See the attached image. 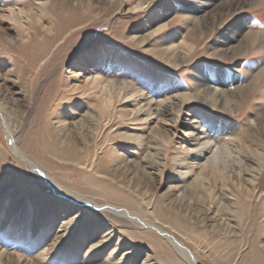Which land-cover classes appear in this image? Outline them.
<instances>
[{
  "label": "rangeland",
  "instance_id": "rangeland-1",
  "mask_svg": "<svg viewBox=\"0 0 264 264\" xmlns=\"http://www.w3.org/2000/svg\"><path fill=\"white\" fill-rule=\"evenodd\" d=\"M186 1H0V104L17 146L63 185L171 232L201 264H264V50L255 46L236 60L217 59L211 46L225 26L239 21L237 14L227 2L219 5L196 45L187 38L195 26L182 13ZM141 4L142 12L130 13ZM241 11L246 28L239 47L247 32L264 33V0ZM201 69L212 79L225 72L235 81L228 90L236 110L168 100L193 92ZM146 102L152 110L145 116L137 111ZM257 116L260 129L242 152L238 144L224 149L217 139L195 160L208 130H195L194 117H216L244 135ZM51 131L66 145L89 149L86 164L54 157L47 147L54 142ZM135 136L144 137L142 146ZM149 140L162 157L156 170L146 159ZM11 144L0 113V264H142L147 255L156 264H187L157 230L65 200ZM67 206L74 210L65 213ZM79 216L70 231L62 224ZM107 230L108 244L92 251ZM43 250L52 258L45 260Z\"/></svg>",
  "mask_w": 264,
  "mask_h": 264
},
{
  "label": "bare ground",
  "instance_id": "bare-ground-1",
  "mask_svg": "<svg viewBox=\"0 0 264 264\" xmlns=\"http://www.w3.org/2000/svg\"><path fill=\"white\" fill-rule=\"evenodd\" d=\"M0 1H1V3H2V1L4 2V0H0ZM5 1L7 2L8 0H5ZM9 1H11V0H9ZM262 1L263 0H187L185 3L187 6L183 7L182 13H183V15H185L184 16L185 21L187 23H189V25L194 24V26H195L194 29H192L193 32L189 36L187 35L188 40H193V42L196 45L201 44L204 35L201 36L203 34V31H201L200 27H207L208 26L207 21H208L209 16L210 15L212 16V11H214L222 3L227 2L224 4L228 5L229 9L231 11H234L235 14H237L236 20H239V21H237V23L234 22V24L231 26L227 25L224 27L223 31H225V32H221L219 37L215 40L214 45L211 46V50L214 51L213 56L217 57V59H220V60H224V58L226 60H236V59H238V57L242 56V54L246 50L248 51L249 49H251L255 46H259L262 50H264V33L254 32V31L253 32H247L244 35L243 44L240 47L236 46V42L238 43L240 41L241 34L244 31V28H246V24H244L241 21L243 18V15H242L243 12L241 10L246 8V7H250V8L255 7L256 8ZM6 2H4V3H6ZM17 3L18 2L13 3V6H16ZM1 6H3V5H1ZM11 8H13V7H11ZM144 8H145L144 5H142V4L138 5L132 10V12L130 11V13L131 14H138V13L142 12L144 10ZM12 13H14L13 10H12ZM216 20H218V18ZM213 22L215 23V25H217L215 21H213ZM217 28H220V27L217 26ZM196 30H199V34H197ZM239 44H241V43L239 42ZM188 46L190 47L189 44H188ZM0 47H3V46L0 45ZM180 49L181 48L179 46H177L176 51L174 50L175 53H177V52L180 53L179 52ZM192 51H193V49L191 48V52ZM180 54H182V53H180ZM177 58L178 59L176 60V64L174 66L175 69L182 67L184 60H186V55L183 56L182 58H179V57H177ZM200 71L201 72H199V74L196 77V82H195L193 92H191L190 94H182V93L176 92L175 97H173L172 99L170 98L168 100L169 101L171 100L172 102H173V100H176L179 102L181 101L183 103L193 101V102H197V104L202 106L204 109H208V110L211 109V110L217 111L219 109H222V110H226L228 112H233L234 110H236L238 108V105L236 104L235 98L230 95V92L228 90V87L231 86L232 83H235V81L233 79L229 80L228 75L225 72H218L215 76V79H212L214 77H212L213 73H211V71H208V72L202 71V69ZM73 74L74 73H72L71 75H73ZM213 84L219 85L221 88L219 90H216L215 87L213 86ZM127 87H129L130 90H132V88H133V86H131V85H129ZM243 92H246V91L243 90ZM157 96H159V95H157ZM150 104H151V102L150 103L146 102V104L144 105V108L149 107L148 110L145 111L144 108H142V109L139 108V110L137 109L138 110L137 112L142 113L144 111L143 115H145V116L148 115V113L152 110L150 108ZM4 111L5 110L2 108V106L0 104V113L2 115V118L4 120V124L6 127V135L8 137V140L12 143L11 145L13 147V149H12L13 154L19 160L24 162V164L30 170H32V172H34L35 174H38L36 176H40V178L44 182H46V184L52 190H54L58 194L63 195V198L65 200H77L81 203H85L86 205L90 206L94 210L103 211V214H105V215L111 214L117 218H124L127 221H129L133 224H137L138 226H141L143 228H146V227L153 228V229L157 230L158 233L171 244V246L176 250L175 252H177L182 257V259H184L186 261L187 264H201L199 262V260L194 256L193 252L183 242H181L173 234H171V232L165 230L164 228L157 226L155 223L147 221L146 219L141 217L139 214H136V213H134V212H132L126 208L119 207L116 205L104 206V205L97 204L94 201L88 199L87 197L80 195L79 193L73 191L70 187L63 185L59 181V179H57L54 176V174L48 168L44 167L38 160L31 157L27 152H25V150H23L17 146L16 141H15V133L12 130L9 122H7V117H9L10 114H9V112L5 114ZM103 115L104 114H100V117L98 118V122H102L101 117ZM206 122L210 123V125L206 124ZM191 123L193 124V128H195V130H201V134L203 132H205V129L208 130L205 137L200 136V139H203L204 143H202V144L198 143V146L202 145V148L200 147L201 148L200 151L197 152V157L195 160H199L203 156V154H207L208 150L211 148L210 145L212 143H215V146H216L217 139H221L222 143L227 144V145H225L224 149L230 150L231 149L229 147L230 144H238L237 147H239L238 148L239 151L238 150L237 151L239 153H240V151L242 152V150L244 149V146H246L249 142L254 141V139L256 137V132H254V131H256L257 128L260 129V124H261L260 119L257 116L255 118V126L252 124H249V126L246 129L247 133H245L244 135L243 134L239 135V133H237L236 128L234 126H230V124L225 123V122H220L219 120H217L216 117L209 118V120L204 119L203 121H199V120L195 119V117H194L193 120L191 121ZM206 127H208V128H206ZM52 133H54V132L51 131V134ZM52 136L54 137L55 135L52 134ZM126 138L128 141L134 140V137H132V136L126 135ZM143 138H144L143 136H137L135 138V139H137V143H139V145H138L139 147L144 144ZM164 142H165L164 143L165 145H162V147L163 146L166 147V145L169 144L166 141H164ZM148 143L150 146L147 147L146 149H147L149 155H148V157H146V159L153 162L152 166L156 170V168L159 165H161V159L160 158H162V157H161V154L159 152L160 149H158L159 147L158 148L153 147L154 141L149 140ZM145 144H147V143L145 142ZM47 147L52 148L54 150V153H53L54 157H58L60 160H64L67 162L76 163L77 165H80V166L86 164V162L88 161V157L90 155L89 149H86V150H84V152H82V150H80L74 146L72 147V146H69V144L66 145L65 142H62V141L60 142V139L57 137H54V142L47 144ZM195 147H197V145ZM197 149H198V147H197ZM216 149L219 151L223 150L220 147H217ZM167 150H169V147H167ZM153 151H155V152L153 153ZM182 162H183V160L179 161V163H180L179 167L183 168L184 164H182ZM202 183H204V182H202ZM203 185H205V183ZM58 202H60L63 205L65 204L64 203L65 201H58ZM43 209H44V207L39 208V211H43ZM46 210L49 211L50 209L47 207ZM72 210H74L73 207L67 206L65 208V213L71 212ZM79 218H80V216L75 217V219H69V221H67V222L65 221L62 224L67 225V230L70 231L73 225L78 224ZM65 229H66V227H65ZM111 234H112L111 231L107 230L106 233L102 237L103 238L102 241L100 243H98L97 245L93 246L91 248V250L97 251L99 249H102L105 245L108 244V242L110 240V237L108 238V236H110ZM56 251L57 250H54V253H56ZM127 252H128V254H134V257L137 255L136 250L130 251L128 249ZM41 255H43V257H48V259H45V260H49L50 258H52L50 250H43L41 252ZM16 257L18 258L19 261L24 260L23 257L19 254H16ZM115 264H120V263L118 262ZM130 264H134V263L131 262ZM135 264H137V263H135ZM142 264H156V263H154L152 261L151 256L147 255L144 258V262Z\"/></svg>",
  "mask_w": 264,
  "mask_h": 264
}]
</instances>
